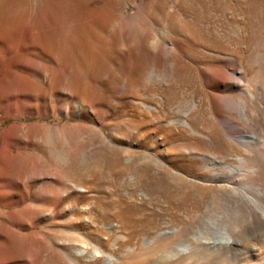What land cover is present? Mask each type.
<instances>
[{
	"label": "rangeland",
	"instance_id": "rangeland-1",
	"mask_svg": "<svg viewBox=\"0 0 264 264\" xmlns=\"http://www.w3.org/2000/svg\"><path fill=\"white\" fill-rule=\"evenodd\" d=\"M155 1L0 0V100L23 111L0 132L37 124L20 176L57 172L24 180L0 152V239L23 246L6 264H124L175 228L203 236L222 195L203 156L245 152L224 131L240 120L220 76L240 70L262 92L264 0ZM183 118L199 133L170 124ZM6 135L0 149L20 141Z\"/></svg>",
	"mask_w": 264,
	"mask_h": 264
},
{
	"label": "bare ground",
	"instance_id": "bare-ground-1",
	"mask_svg": "<svg viewBox=\"0 0 264 264\" xmlns=\"http://www.w3.org/2000/svg\"><path fill=\"white\" fill-rule=\"evenodd\" d=\"M263 70L261 73H264ZM239 71L224 69L220 76L221 91L226 94L223 100L226 108L230 113L236 111L239 120L247 127L242 128L240 121L232 117L233 114L222 117V124L231 140L245 152L232 160L203 156L205 181L222 190L219 199H212L208 204L207 212L210 214H203V219H198L203 221V236L195 237V225L175 228L168 242L160 235L159 239L148 241L145 251L132 254L130 261L124 264H264V81L260 79L262 76L259 77L258 89L262 92L257 93L253 80L251 82ZM233 91L237 92V99L231 94ZM2 102L0 100V120L23 116V111L19 112L15 104ZM171 121L170 124L180 123L199 133L184 118ZM2 133L20 137L17 143L0 149L5 167L16 176L25 177L24 180L40 176L57 177L54 170L51 174L34 170L31 175L20 176L25 162L20 153L31 142L37 144L40 140L37 124L12 121L1 130L0 136ZM203 136L214 143L210 135L203 133ZM11 147L17 153L12 154ZM10 158L13 163L8 161ZM0 223L2 237L11 241L9 229ZM3 238L0 239V264L8 261L5 254H20L23 249V246L15 248L12 244L7 245Z\"/></svg>",
	"mask_w": 264,
	"mask_h": 264
},
{
	"label": "crops",
	"instance_id": "crops-1",
	"mask_svg": "<svg viewBox=\"0 0 264 264\" xmlns=\"http://www.w3.org/2000/svg\"><path fill=\"white\" fill-rule=\"evenodd\" d=\"M135 1H136V4H141V5L156 3L155 0H135Z\"/></svg>",
	"mask_w": 264,
	"mask_h": 264
}]
</instances>
